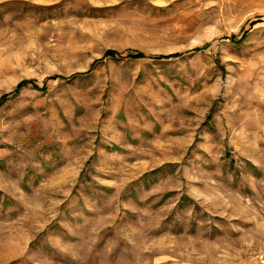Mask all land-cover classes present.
Segmentation results:
<instances>
[{"label":"rangeland","instance_id":"374dc122","mask_svg":"<svg viewBox=\"0 0 264 264\" xmlns=\"http://www.w3.org/2000/svg\"><path fill=\"white\" fill-rule=\"evenodd\" d=\"M0 264H264V0H0Z\"/></svg>","mask_w":264,"mask_h":264},{"label":"trees","instance_id":"16d2710c","mask_svg":"<svg viewBox=\"0 0 264 264\" xmlns=\"http://www.w3.org/2000/svg\"><path fill=\"white\" fill-rule=\"evenodd\" d=\"M245 37L246 36H244L243 37V39L242 40H244L245 39ZM232 39H234V37H232ZM106 55L107 56H110V57H128V58H132V59H137V58H141V57H144L145 55H144V53H142V52H138V51H128L127 52V54L126 55H124V54H122V53H120V52H117V51H115V50H108V51H106ZM179 55V53H173V54H169V55H166V56H164V55H160V56H156L157 58H161V59H163V58H171V57H174V56H178ZM52 78H54V79H56V78H58V76H54V77H52ZM28 85H32V86H36V87H38L37 86V84L34 82V80H31V79H25V80H23V81H21L18 85H17V87H16V89L11 93V94H5L3 97H2V100H4L7 96H9V95H14V94H16L21 88H23L24 86H28ZM44 87V86H43Z\"/></svg>","mask_w":264,"mask_h":264}]
</instances>
